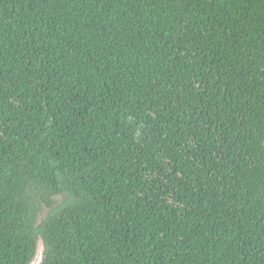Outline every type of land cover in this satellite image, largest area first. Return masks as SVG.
Masks as SVG:
<instances>
[{
    "label": "trees",
    "instance_id": "trees-1",
    "mask_svg": "<svg viewBox=\"0 0 264 264\" xmlns=\"http://www.w3.org/2000/svg\"><path fill=\"white\" fill-rule=\"evenodd\" d=\"M40 237L43 264H264V0H0V264Z\"/></svg>",
    "mask_w": 264,
    "mask_h": 264
},
{
    "label": "water",
    "instance_id": "water-1",
    "mask_svg": "<svg viewBox=\"0 0 264 264\" xmlns=\"http://www.w3.org/2000/svg\"><path fill=\"white\" fill-rule=\"evenodd\" d=\"M61 198H63V197L58 196V197L54 198V201L61 200ZM51 211H52V209L50 207H48L47 205H43V210L38 216L37 227H39L44 222V220H46L50 216ZM45 252H46V246L44 243V239H43V237H40V239L38 241L36 254H35V256H34L32 262L30 264H43Z\"/></svg>",
    "mask_w": 264,
    "mask_h": 264
},
{
    "label": "rangeland",
    "instance_id": "rangeland-1",
    "mask_svg": "<svg viewBox=\"0 0 264 264\" xmlns=\"http://www.w3.org/2000/svg\"><path fill=\"white\" fill-rule=\"evenodd\" d=\"M63 198H61V200H56V206L59 205L62 202Z\"/></svg>",
    "mask_w": 264,
    "mask_h": 264
}]
</instances>
